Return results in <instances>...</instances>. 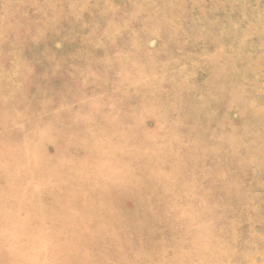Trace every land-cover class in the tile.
<instances>
[{
  "label": "rangeland",
  "instance_id": "374dc122",
  "mask_svg": "<svg viewBox=\"0 0 264 264\" xmlns=\"http://www.w3.org/2000/svg\"><path fill=\"white\" fill-rule=\"evenodd\" d=\"M0 264H264V0H0Z\"/></svg>",
  "mask_w": 264,
  "mask_h": 264
}]
</instances>
